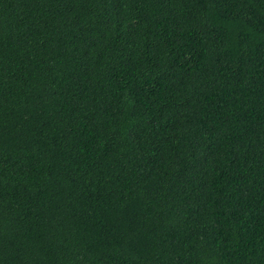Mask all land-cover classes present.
Segmentation results:
<instances>
[{
    "label": "trees",
    "instance_id": "trees-1",
    "mask_svg": "<svg viewBox=\"0 0 264 264\" xmlns=\"http://www.w3.org/2000/svg\"><path fill=\"white\" fill-rule=\"evenodd\" d=\"M0 264H264V0H0Z\"/></svg>",
    "mask_w": 264,
    "mask_h": 264
}]
</instances>
